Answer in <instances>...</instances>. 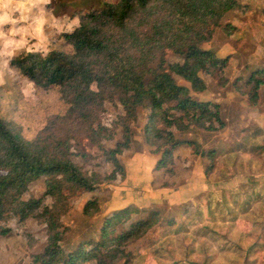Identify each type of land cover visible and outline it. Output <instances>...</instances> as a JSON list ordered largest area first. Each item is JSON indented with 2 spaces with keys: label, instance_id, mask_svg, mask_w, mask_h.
Here are the masks:
<instances>
[{
  "label": "rangeland",
  "instance_id": "1",
  "mask_svg": "<svg viewBox=\"0 0 264 264\" xmlns=\"http://www.w3.org/2000/svg\"><path fill=\"white\" fill-rule=\"evenodd\" d=\"M52 1L0 0V113L16 123L26 138H32L50 115L67 107L56 87L36 86L9 65V59L21 51L44 52L60 44L59 36L77 25V17L54 8ZM238 2V8L225 13L216 6V17L209 21L211 35L200 43L226 57L225 66L213 74L200 70L205 88L191 89L194 98L218 108L222 126L173 130L176 137L194 140L196 146L179 144L171 160L159 167L163 148H157L156 140H146L143 127L149 111L137 108L136 119L128 122L129 146L117 154L122 170L107 154L124 140V110L116 100L104 101L98 113L101 124L112 131L110 138L92 141L82 127L70 132L73 161L86 173H96L99 181L88 189H63L64 249L97 236L105 216L131 205L138 210L134 216L155 208L162 222L170 217L175 222L167 228L164 223L155 226L129 242L128 256L117 264H264V86L250 99L242 82L252 70L264 68L260 13L264 0ZM163 55L166 63L181 61L171 49ZM173 77L188 85L180 76ZM201 150L215 153L200 155ZM45 185L46 177L35 179L23 198L42 196ZM92 199L96 208L85 214L84 206ZM45 203L51 199L46 197ZM0 224L9 229L0 234V264H40L35 257L47 244L46 224L17 216Z\"/></svg>",
  "mask_w": 264,
  "mask_h": 264
},
{
  "label": "trees",
  "instance_id": "2",
  "mask_svg": "<svg viewBox=\"0 0 264 264\" xmlns=\"http://www.w3.org/2000/svg\"><path fill=\"white\" fill-rule=\"evenodd\" d=\"M52 2L54 8L77 17V25L59 36L60 44L44 52L21 51L9 59V65L36 86L56 87L67 107L63 113L50 115L32 138H26L16 123L0 113V221L9 216L21 221L34 217L46 224L47 244L35 257L40 264H117L128 256L125 247L129 242L162 223L169 227L175 218L162 222L160 210L155 208L134 216L138 210L125 206L101 220L97 236L64 249L60 215L67 209V197L63 189H88L99 181L96 173H86L73 161L70 132L82 127L92 141L110 138L112 131L101 124L98 113L104 101L116 100L124 110V140L107 154L115 168L122 170L117 154L129 146L128 122L136 119L137 108L149 111L143 127L146 140H156L157 148H163L159 167L171 160L179 144H196L179 139L173 130L222 126L218 108L194 98L191 89L205 88L200 70L213 74L227 62L226 57L200 46L211 35L209 21L216 17V6L225 13L240 4L238 0ZM260 13L264 19V6ZM166 49L178 54L181 61L166 63ZM173 74L188 85L177 82ZM242 82L250 99H255L264 86V68L252 70ZM214 153L199 151L200 155ZM42 176L46 177L43 195L23 198L29 184ZM46 197L50 204L45 203ZM91 208H96L95 199L86 202L84 213L90 214ZM8 231L0 224V234Z\"/></svg>",
  "mask_w": 264,
  "mask_h": 264
}]
</instances>
